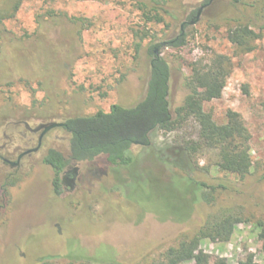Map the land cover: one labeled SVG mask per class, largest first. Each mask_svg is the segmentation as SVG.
I'll return each instance as SVG.
<instances>
[{
	"label": "rangeland",
	"instance_id": "1",
	"mask_svg": "<svg viewBox=\"0 0 264 264\" xmlns=\"http://www.w3.org/2000/svg\"><path fill=\"white\" fill-rule=\"evenodd\" d=\"M155 1L169 14L159 10L151 22L145 21L137 6L150 0L21 1L14 17L0 24V146L8 141L3 157L14 161L21 151L36 145L37 135L28 133L27 138H33L29 143L17 122L30 127L63 122L75 115L106 112L113 104L131 107L143 97L149 48L177 37L181 23L205 0ZM252 1L212 0L199 21L185 27L182 47L157 50L170 67L172 110L186 95L183 80L189 74V63L208 60L214 54L231 58V73L221 97L204 104V111L219 125L226 122L229 110L241 116L251 136L250 174L242 181L228 176L229 188L220 194L218 203L213 207L199 204L187 223H161L150 213L136 223L137 206L126 201L124 188L117 180L99 175L108 171L102 158L95 162L98 172L89 169L92 164H78L72 192L53 193L52 170L41 160L49 150L68 158L70 136L62 128L52 129L39 151L23 159L18 170L0 161V264H150L175 244L179 234L194 230L220 207L232 205L252 222L237 224L227 243L203 241L200 253L210 263L222 259L225 264H237L252 253L255 264H264L263 243L258 238L264 228V30L253 51L246 54L236 55L226 39L228 29L237 23H252V29L259 32L263 22L256 20ZM9 5L8 0H0V8ZM50 12L56 15L57 24L50 22ZM37 20L43 24L42 31L37 30ZM40 46L52 50L51 57L59 60L57 72L49 79L34 77L32 64L21 61V52L36 47L42 64H48L49 56ZM16 50L20 52L14 55ZM25 77L29 82L21 80ZM181 132L196 137L198 126L190 120ZM173 135L154 131L152 148L161 149ZM132 152L143 173L165 182L180 175L159 161L153 150L135 146ZM214 161V155L206 153L199 165L210 170L208 178L223 179ZM9 174L13 175L7 183L13 184L2 188ZM198 177L205 178L203 174ZM258 221L263 227L256 226Z\"/></svg>",
	"mask_w": 264,
	"mask_h": 264
},
{
	"label": "trees",
	"instance_id": "2",
	"mask_svg": "<svg viewBox=\"0 0 264 264\" xmlns=\"http://www.w3.org/2000/svg\"><path fill=\"white\" fill-rule=\"evenodd\" d=\"M21 1L8 0L10 5L0 8V24L14 17ZM209 1L205 0L204 4ZM137 6L146 22H151L159 10L169 14L155 0L149 3L138 2ZM251 8L256 20L263 24L259 26V32L252 29V23H237L228 29L226 39L236 55L252 52L254 42L261 38L264 30V0H253ZM195 14L192 13L188 20ZM48 17L50 22L57 24L54 13L50 12ZM37 25V30L42 31L43 24L37 20ZM184 44L185 35H181L180 31L177 39L166 42L165 47L180 48ZM139 47L137 44L136 50ZM162 48L160 43L149 48L151 58L145 93L133 106L113 104L106 112L99 110L90 115H75L63 121V129L70 136L68 158L50 150L42 159V163L52 170L54 194L61 192L60 174L67 164H92L89 169L97 170L95 162L102 158L108 171H101L99 175L109 176L112 181L117 180L124 188L126 201L137 206L136 223L146 213H150L158 222L183 224L192 219L199 204L213 207L218 203L220 194L229 188L228 176L242 181L250 174L253 167L249 146L251 136L241 116L229 110L226 122L219 125L211 113L204 111V104L221 97L226 79L231 73V58L214 54L208 60L189 63V74L183 80L186 95L182 103L172 110L169 100L170 67L165 59L154 52ZM42 50L49 56L48 64V61L42 64L43 60L39 58L36 47L21 52V61L23 64H32L34 77L49 79L57 72L59 60L51 57L52 50L44 47ZM19 52L16 50L14 55ZM52 62L53 67L50 65ZM21 80L29 82L26 77ZM190 120L198 126L196 137L181 132ZM157 130L175 134L161 149L152 148L150 140L151 134ZM135 146L153 150L159 161L177 170L180 175L165 182L151 173H143L138 169V157L132 152ZM206 153L214 155L213 167L224 175L223 179L208 178L210 170L199 165V159ZM202 174L205 177L203 179L198 177ZM261 179H264V174ZM12 184L5 182L3 186ZM251 220L237 206L220 207L217 212L207 215L194 230L179 234L175 244L166 248L150 264H225L222 259L210 263L199 251L201 243L205 240L227 243L237 224L251 223ZM256 226L261 228L263 224L258 221ZM258 238L262 240L264 249V228L260 230ZM38 264L53 263L41 261ZM237 264H255L254 255L246 254Z\"/></svg>",
	"mask_w": 264,
	"mask_h": 264
},
{
	"label": "flooded vegetation",
	"instance_id": "3",
	"mask_svg": "<svg viewBox=\"0 0 264 264\" xmlns=\"http://www.w3.org/2000/svg\"><path fill=\"white\" fill-rule=\"evenodd\" d=\"M204 5H206V4H203V5H201V6H204ZM201 6H200V7H201ZM200 7H199V8H200ZM199 8H198V10H199ZM198 10L196 11V14H197ZM200 13H201V12H200ZM196 14H195V15H196ZM195 15H193L188 21H184V22L181 23V25H180L181 35H183V31H184L185 27L189 26V25H188V22L191 21V20L194 18ZM177 37H178V36H177ZM177 37H175L173 40H176ZM154 52H155V50H154ZM16 124H19V125L21 124V125L24 127L26 133L22 134V138H23V139H27V141H28L29 143L33 142V138H30V139L27 138V134L29 133V134H31V135H37V137H36V145L34 146V147H36V146H37V143H38V139H39L40 131H39V132H36V133L30 131V128L33 129V128H35L36 126H35V127H30V126L28 125V123H26V122H17ZM26 124H27L28 127L26 126ZM38 125H39V124H38ZM62 129H63V127H62ZM50 131H51V130H50ZM47 133H49V132H47ZM47 133H46V134H47ZM46 134L43 135V137L41 138V143H42L43 138L46 136ZM4 137H5V136H4ZM5 139L7 140V137H5ZM7 143H8V141L5 142L3 145L0 146V161L2 162V164L8 166L9 169H14V170H18V169L20 168V166H21V162H22L23 159L32 156L33 154H35L36 152H38L39 149L41 148V144H40V147L38 148V150H37L36 152H32V153H29V154L23 156V157L20 159V161H19V163H18L17 166L11 167V166L9 165V163L7 162V161H11V160H9V159H7V158H5V157H3V156L1 155V153H2V152L6 149V147H7ZM34 147H29V148H26L25 150L21 151V152L16 156L15 160H14V161H11V162H15V161L17 160V157H18L22 152L27 151V150H29V149H32V148H34ZM49 151H50V150H49ZM42 159H43V158H42ZM41 162H42V160H41ZM69 164H72V165H69ZM69 164H67V165L65 166V168L63 169V171H62L61 174H60V184H61V181L63 180L65 183L72 185V188L70 189L69 187H65V186H63V185L61 184V192H62V191H63V192H72V191L75 189V187H76V181H77L78 176H79V174H78V173H79V166H78L79 163H76V162H70ZM12 175H13V174H9V175L5 178V180H4L3 182H4V183L7 182V181L11 178ZM2 188H3V185H2ZM61 192H60V193H61Z\"/></svg>",
	"mask_w": 264,
	"mask_h": 264
},
{
	"label": "water",
	"instance_id": "4",
	"mask_svg": "<svg viewBox=\"0 0 264 264\" xmlns=\"http://www.w3.org/2000/svg\"><path fill=\"white\" fill-rule=\"evenodd\" d=\"M212 0H210L206 5L204 6H201L197 12V14L194 16V18L188 22V25L189 26H193L195 25L198 21H199V18H200V12L203 10L204 7L208 6L210 4ZM160 46L161 47H165L166 46V43L165 42H162L160 43ZM157 50L158 49H155V54L158 55L157 53ZM27 126V124H26ZM28 127V126H27ZM64 127V123L63 122H55V121H51V122H47V123H41L39 125H37L35 128L31 129L30 128V131L31 132H39L40 131V135H39V139H38V143H37V146L32 148V149H29L27 151H24L22 152L18 157H17V160L15 162H11V161H7L9 163V165L11 167H14V166H17L20 159L29 154V153H32V152H36L38 150V148L40 147V144H41V138L43 137V135H45L47 132H49L50 130L52 129H55V128H62ZM61 184L65 187H69L70 189L72 188V185L70 184H67L65 183L63 180L61 181Z\"/></svg>",
	"mask_w": 264,
	"mask_h": 264
}]
</instances>
